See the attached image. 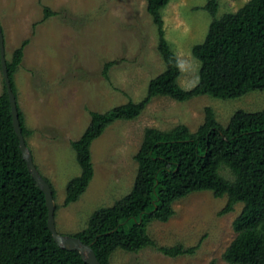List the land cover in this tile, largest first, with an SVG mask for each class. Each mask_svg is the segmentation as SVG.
Instances as JSON below:
<instances>
[{
    "label": "rangeland",
    "instance_id": "rangeland-1",
    "mask_svg": "<svg viewBox=\"0 0 264 264\" xmlns=\"http://www.w3.org/2000/svg\"><path fill=\"white\" fill-rule=\"evenodd\" d=\"M208 1L171 0L162 10L166 38L180 60L178 82L185 90L199 82L201 65L192 50L205 41L213 22L204 10ZM248 1L220 0L217 17L237 12ZM46 8L56 15L47 17ZM0 25L8 62L30 40L14 75L16 97L32 132L27 141L35 165L55 190L56 227L62 235L75 237L98 210L132 192L136 156L147 129L170 131L185 125L195 132L205 121L206 108H212L224 126L239 111H264L262 91L229 100L202 96L178 102L156 97L138 118L114 122L93 142L94 178L76 203L64 207L68 184L82 174L72 144L90 126L91 112L141 102L150 82L165 71L157 26L146 0H0ZM4 84L0 62V95ZM222 174L231 178L227 170ZM227 201L226 196L219 199L202 192L176 202L172 219L148 227L156 247L136 253L117 250L111 263L229 264L223 254L237 237L233 224L243 204L221 215ZM179 244L199 249L177 258L159 251Z\"/></svg>",
    "mask_w": 264,
    "mask_h": 264
},
{
    "label": "trees",
    "instance_id": "trees-1",
    "mask_svg": "<svg viewBox=\"0 0 264 264\" xmlns=\"http://www.w3.org/2000/svg\"><path fill=\"white\" fill-rule=\"evenodd\" d=\"M146 1L147 11L157 26L158 50L165 71L150 82L148 94L141 102L129 101L106 113L91 112L90 126L72 144L82 174L68 184L64 207L76 203L94 178L93 142L114 122L138 118L154 98L187 102L211 96L229 100L254 91L264 92V0H249L237 12L220 18V0L208 1L204 10L211 14L213 22L205 41L192 50L201 66L199 82L190 90L178 82L180 60L164 29L162 10L171 0ZM46 9L47 17L56 15ZM29 43L25 40L12 61H7L15 94L14 75ZM205 112V121L195 132L185 125L170 131L146 130L136 156L138 173L132 192L112 207L98 210L88 227L75 236L92 245L102 264H112L111 257L117 250L136 253L156 247L149 225L168 222L176 214V202L202 192L228 198L221 215L243 204L233 224L237 237L223 254L224 261L264 264V111H239L226 126L217 120L212 108ZM19 119L28 145L32 132L20 109ZM223 170L231 178L223 175ZM48 224L46 197L23 157L4 84L0 95V264H87L78 252L57 245ZM198 249L199 245L185 248L179 244L159 251L177 258L194 255Z\"/></svg>",
    "mask_w": 264,
    "mask_h": 264
},
{
    "label": "water",
    "instance_id": "water-1",
    "mask_svg": "<svg viewBox=\"0 0 264 264\" xmlns=\"http://www.w3.org/2000/svg\"><path fill=\"white\" fill-rule=\"evenodd\" d=\"M0 60H1V68H2L5 85L7 87V92L9 95L14 129L19 137L20 148L23 153V157L27 163L28 169L31 175L33 176V178L35 179L36 183L38 184L39 188L45 194L46 204L49 210L48 226L53 235V238L57 243V245L62 249H65L70 252H78L81 255L84 262H86L87 264H102L99 261L95 251L93 250L92 245H87L77 237L62 235L57 231L56 216H55L57 204L53 194V190L50 184L38 171L34 162L33 154L26 143V139L23 135V131L21 128V123L19 119L18 101L16 94L13 91L11 79L8 72V63L6 59V50H5V37L1 25H0Z\"/></svg>",
    "mask_w": 264,
    "mask_h": 264
}]
</instances>
